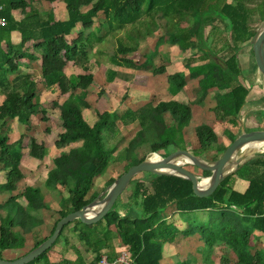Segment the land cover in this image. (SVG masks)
<instances>
[{"label":"trees","instance_id":"obj_1","mask_svg":"<svg viewBox=\"0 0 264 264\" xmlns=\"http://www.w3.org/2000/svg\"><path fill=\"white\" fill-rule=\"evenodd\" d=\"M64 1L69 17L64 21H54L43 20L39 9L28 11L32 0H0L2 14L7 18V23L0 26V96L4 97L3 102H0V172L6 173L5 182L0 183V191L9 193L0 202V251L25 248L28 244L27 234L44 224L39 211L51 207L46 191L57 193L60 203L59 218L51 234L38 241L30 251L9 261L24 257L38 247L53 235L62 217L81 209L98 196L99 193L93 188L97 179L106 173L115 154L119 161L127 162V172L130 167L146 159L145 155L141 157L137 154L138 149L146 145L150 146L151 152L163 158L170 153L168 148L171 145L188 149L185 145V130L192 121V108L187 104L176 101L160 102L156 106L148 104L136 111L128 110L122 116L118 113H98L94 125L87 121L84 110L92 108L87 101V92L94 76L67 77L64 73L70 62L85 66L84 69L89 71L86 66L88 61L79 52V42L75 40L68 43L66 39L79 23L86 29L92 28L95 19L103 13L105 20L97 31L90 33L85 45L94 47L95 43L103 41L106 38V34L102 33L103 28L107 29L109 35L123 31L124 36L117 39L119 43L116 52L111 55V63L137 71H148L155 76L166 73V63L155 65L156 50H151L149 59L140 65L127 58L129 53L141 52L143 42L149 38L154 37V40L158 37L157 49L160 44L167 43L178 46L183 52L196 49L202 53V63L192 66V61L188 60L185 65L188 74L180 72L168 77L169 91L177 95L192 80L197 84L196 92L201 95L198 104L210 91H217L213 110L217 120L231 121L237 126L252 93V89L243 81L240 53L248 43L253 44L258 30L252 26L254 16L257 14L261 21L264 20V12L253 10L252 5L258 7L260 3L264 8V0L258 3L257 0ZM88 5L91 7L83 11V7ZM15 9H22L26 17L17 21L11 13ZM207 28H211L214 34H226L228 47L221 54L210 44L213 37H206ZM14 30L23 33L24 45L33 39H43L37 47L43 51L45 84L48 88L58 86L62 94L67 95L61 106L53 104L54 108L60 110L57 123L64 130L55 145L64 151L55 159V167L50 170L45 183L46 189L37 185L20 189V182L26 177L22 170L25 135L11 143L9 133L5 130L9 121L17 120L31 132L34 116H41V120L46 123L50 122L51 117L39 102L38 84L30 75L19 73L20 55L11 42V32ZM157 31L160 32L159 36L155 35ZM2 40L7 43L6 50L2 48ZM217 58L227 67L221 65ZM167 115L171 119L169 124L166 122ZM135 123L139 125L136 134L124 135L125 129L128 130ZM47 131L50 133V128ZM194 133L199 149L188 150L196 157H206V153H209L210 159L207 160L216 161L227 147L219 143L218 135L206 124L196 126ZM229 137L233 141L238 136L229 132ZM107 138H113L114 141L109 144ZM128 138V147L119 152V145ZM114 143L116 145L111 147ZM29 147L33 159L40 162L46 160L48 148L44 143L41 144L32 136ZM251 166L259 168V172H253L248 190H233L229 185V177L214 194L204 198L197 197L192 183L180 177L145 173L146 180L135 178L130 184L134 185L130 194L132 203L125 215L119 210L118 200L114 208L97 223L85 224L79 219L72 222L79 239L89 251L96 254L90 264L101 262L102 249L111 243L116 233L122 239V246L131 251L133 264H162L165 244L174 242L178 233L185 236L199 234L202 239L200 250L204 253L205 262L208 261L209 250L220 244L232 250L235 264H264V247H258L256 243L259 239L255 235L256 231L264 234V171H261L264 163L257 160L244 169ZM209 175L207 172L202 173L203 177ZM117 179H110L107 185L114 184ZM21 197L26 199V204L20 201ZM171 206L182 215L188 225L186 229L180 230L168 221L165 211ZM199 212H205L206 215L201 219ZM101 223H104L103 227ZM81 224L86 228L81 227ZM68 225L63 228L55 245L31 264L42 261L52 264L49 252L58 244ZM111 226H115L116 231ZM76 252L77 259L74 262L65 261V264H87L80 250L76 249ZM117 257L113 255L108 259L115 262ZM182 264L189 263L184 261Z\"/></svg>","mask_w":264,"mask_h":264},{"label":"rangeland","instance_id":"obj_2","mask_svg":"<svg viewBox=\"0 0 264 264\" xmlns=\"http://www.w3.org/2000/svg\"><path fill=\"white\" fill-rule=\"evenodd\" d=\"M258 2L259 0L256 1V3ZM257 5L258 7H256V4H255L254 8L252 9L253 10L258 9L261 12H264L263 5L260 3ZM101 19H102V15H99L97 17V21L100 23ZM252 22L254 23L255 28H256L257 25L259 26L262 21L260 20L259 15L256 14ZM184 23L185 24L187 23L186 20ZM207 32L213 33L211 32V28H207L205 35H207ZM219 33H223V32H219ZM213 35H214V38H213L214 43L211 42L210 44L211 46H213L214 50H216L217 53L221 54L223 49H226L228 47V42H226V36H225L226 34L224 36H218V33L216 34L213 33ZM121 36H124L123 31L116 32V35L114 33L110 34L104 39V41L95 43L94 50L96 54H94V52H92L94 50L90 48L92 57L90 53L88 57L89 66L92 70H96V74H97V77L99 78V82H102L101 72H103L104 70H106V68L111 67V65H113V63H111V55H113L116 52L117 46L119 43L117 39ZM150 42L153 43L152 40ZM145 45H147V43ZM248 47H249L248 50L251 51L250 45ZM244 50L246 51V48ZM225 52L223 54H225ZM185 55L186 53L183 55L179 54V58L183 62V64L179 66H180V69L182 70V73L188 74V70L184 68V65H186V60H187L185 59ZM253 55L255 58V54L252 51L250 55V59L253 58ZM97 62L102 65L101 66L97 65ZM242 66H243V71H244V75H243L244 83L251 86L253 90L257 88L256 90L261 91L260 89H258V86H260V84L257 82V79L260 80L261 78L262 83H264V79L259 74L255 66V63L253 65L250 64L249 66L247 64L244 65V63H242ZM133 79H138V78H135V76L132 75L130 79H127L125 82L121 83L120 85L116 84L110 87H104L103 85L99 84L96 87V89L97 91L99 89L101 91L100 92L102 94V97L100 99L101 101L94 109L93 107L89 109L88 113L84 111V114L87 120L91 124H93L97 118L96 115L101 110L103 111L105 109L111 110V112L110 111H106V112L119 113V115L122 116L124 112L126 111V109H128V104L126 102V99L130 98L131 95L134 93L132 89ZM139 79H141V77ZM139 79L136 80L137 85H140ZM189 84L190 85L186 88L187 90L186 89L183 90L180 103L190 105L191 108H192V105L204 107L205 109H202V110H205L206 115L211 117L210 119L215 122L214 115L209 113L211 112L209 107L216 102V94L218 92L215 90L210 91L211 93L209 92V94L206 95V97L201 101V103L198 104L197 101L200 100L201 95L198 92H196L197 84L196 82L192 80L190 81ZM97 91L95 90L91 92V94H94V97L92 98L91 101L95 102L97 100ZM119 92H121V95H119V99L116 100L113 97L114 96L113 93L118 94ZM137 100L140 101L141 97H138ZM48 112L49 114L52 113L53 114L52 118L55 119V120H52L53 122H49L51 123L49 126L51 129V133H48V131H46L44 128L42 135L39 136L40 141H42L43 139L47 141L45 142L48 148L47 159L44 162H39L38 160L33 159L31 157V149H30V153L27 150L24 152V161L22 163V170L25 172L26 178L21 184L22 187L27 186V185H37V186H41L46 189L45 183L48 178L49 172L51 169L55 167L54 166L55 157L60 152L57 149V146L55 145V140L57 139L56 136L61 132L60 126L57 123V120H58L57 118H59V110L49 109ZM204 113L203 114L195 113L194 118L192 119L191 124L189 125L190 127L185 131V145L190 150L199 149V143L194 133L195 128L193 129V127L194 125L205 120ZM54 116H56L57 118H55ZM166 122L168 124L171 122L169 115L166 116ZM35 124H36V127L43 128L38 118L35 119ZM215 126H216V130L218 134L220 135V137H223V136L227 137L226 132H224L226 125H223V123H219V124L216 123ZM234 127L238 128L240 126H234ZM26 129L27 128L26 127L23 128L17 120L9 121L8 124L5 126V130L9 133V138H10L9 140L11 143H14L20 140V138L22 137V134L27 133ZM138 129H139L138 127H135V125H132L129 127V130L125 129L126 133L123 132V134L128 135V133H130L131 136H134ZM37 131L38 129L35 130V133H37ZM105 132H104V136L106 135ZM31 137L32 135L27 133L25 142L27 140V143L30 144ZM113 141H114L113 138H107V142L109 144L110 142H113ZM129 141H130V138H128L122 144L119 145V152L123 151L125 148L128 147ZM115 145L116 144L114 143L113 145H111V147ZM179 148H180L179 146L171 145L168 148V151L171 153ZM137 154L141 155V157H144L145 155L146 158L152 157V155H154V153L151 152L149 145H146L138 149ZM182 155L183 154L179 155V157H182ZM116 157H117V154H115L114 159L111 158L110 165L107 168L105 175L98 178V182L96 183L95 188H93V191L99 194L102 193L107 188L108 186L107 184H108V181H110V179L120 178V176L126 173L127 162L119 161ZM199 158L206 160V161H211V160H207V159H210L209 153H206V157H199ZM190 169H192L196 173L200 172L196 167L190 166ZM146 176L147 175L145 173H142L136 178H138L139 180H146ZM5 177H6V173L0 172V183L5 181ZM102 177L103 179H101ZM133 188H134V185L129 186L128 191L124 193L118 201L120 204L119 210L123 215H125L128 212V208L132 203V201L130 200L132 196L130 194ZM64 194L67 195V192H64ZM8 196H9V193H6L5 191H0V202L5 200ZM46 196H47L46 197L47 201L51 207L49 209H42L39 211V215L43 218L44 224L39 226L34 232L27 234L28 244L25 249L19 250L18 252H13V254H8L9 257L16 258L18 257V255L30 251L37 244L38 241L44 239L46 236H49L51 234L53 227L59 218V209H60L59 195L54 192L46 191ZM20 200L24 202L26 201L24 197H21ZM165 212H166L165 214L168 216V221L174 223L178 227V229L182 230L183 228L184 229L187 228L188 226L187 223L183 222L182 215L179 214L177 211H175L174 206H171ZM199 214H200L201 219L206 215L205 212H199ZM80 226L81 227L83 226L84 228H86L85 225L81 224ZM103 226H104V223L102 224V227ZM111 229H114L116 231L115 226H111ZM113 236L114 237H113V240H111V243H109V245L108 244L105 245L104 248L102 249V253L103 254L105 253L104 255L106 254L107 255L108 254L118 255V252L116 250H119V252H121V250L126 249L124 246H122L123 242H122L121 237H119L117 233L114 234ZM60 243L62 245L57 246V245H60ZM114 243L116 245H114ZM172 243H175L174 246H170V245L166 246V253L168 257V261L166 264H182L184 261H188L189 264H235L236 262L235 255L232 252V250L228 248L227 246L220 245V244L216 245L213 249L209 250V254L207 255L208 261L205 262L203 260L204 253L201 252L200 250L202 246V239L200 238L199 234L185 236V235L178 233L176 240ZM256 244L258 245V247H264V243H256ZM57 245L55 246L56 251L52 253L53 260H55L56 258H61L62 254L66 255L70 253V255H73V252L70 251L71 249L72 250L79 249L80 252L84 255V258L86 259V261L88 262L87 264L91 263L96 255L93 251H89L87 248V245L79 239L77 233H75L73 223H71L70 225L66 227ZM175 252L178 253V255H175L174 257L173 254ZM0 259L8 261L6 259V255L2 254V251H0ZM39 264H46V263L45 261H42Z\"/></svg>","mask_w":264,"mask_h":264},{"label":"crops","instance_id":"obj_3","mask_svg":"<svg viewBox=\"0 0 264 264\" xmlns=\"http://www.w3.org/2000/svg\"><path fill=\"white\" fill-rule=\"evenodd\" d=\"M228 1L232 2L233 0H228ZM252 6H254V5H252ZM90 7H91V5L84 6L83 11L88 10ZM32 8L39 9L40 12H42L43 20L53 19L54 21H64V20H67L69 17L67 4L64 0H55L52 2L48 1V0H32L31 6L28 7V11H30ZM11 13H13V15L17 21H21L26 17V14L23 12L22 9H15ZM99 15H102V19L100 22V23H102L105 20L104 14L100 13ZM263 22H264V20H262L260 25ZM100 23L97 21V18H96L93 27L88 28V29L84 28L83 25L81 23H79L76 26V28L73 30V32L66 36L68 43H73V41H75V40L77 42H79V52L84 55V58L87 61L89 59L88 58L89 54L91 53L90 48L92 50H94L95 46L91 47V46L85 45V42L87 41L91 32L97 31V28L100 27ZM252 26L255 27L254 23L252 24ZM259 26L257 25V28ZM102 33L106 34V37L109 35V34H107L106 28L102 29ZM98 35L101 37L100 32L98 33ZM155 35L159 36L160 32L157 31ZM208 36H211L214 38L213 33L209 34V32H207L206 37H208ZM218 36H223V34L218 33ZM153 38L154 37L149 38L147 40V42L146 41L143 42L141 52L129 53V54H127V58L133 60L136 64L140 65V64H143L147 59H149V54L151 53V50H153V51L156 50L157 54L155 55V58H156L155 65L161 66L162 62L166 63V73L163 75L155 76L151 72H148V71H137V70H134L131 68L119 67V66L113 64V65H111V67H108V68H106V70L101 72L102 82H99V78L97 77L96 70H92L90 68L89 62L86 64L89 71H86L84 69L85 66H77L73 62H70L65 67L64 73L66 74L67 77L86 75V74H92L94 76L93 84L91 85V87L89 88V90L87 92L88 93L87 101L92 105L93 109L99 104V102L101 101L100 99L102 97V94L100 93L101 92L100 89L98 91L96 89V87L99 84L103 85L104 87H110V86H113L116 84L120 85L121 83L125 82L127 79H130V77L132 75H134L135 78H138V79L141 77V79H139L140 85L136 84V80H138V79H133L132 89H133L134 93L131 95L130 98L126 99V102L128 104V109H126V111H128V110L136 111V110H138V109H140V108H142L148 104H152L153 106H156L160 102L176 101V102L180 103V101H181L180 99H181V95H182L183 91H181L177 95L171 94L169 91L168 77L170 75H174L176 73L182 72L179 65H182L183 62H182V60H180L179 54L183 55L186 53V55H185V59H187L186 63L188 62V60H190V61H192L191 65L195 66L197 64L202 63V58H201L202 53L198 52L196 49H187V51L183 52V51H181V49L178 46L169 45L167 43L160 44L158 49H157L156 48V40L158 37L154 40H153ZM151 40L153 41V43L150 42ZM42 41H43V39H40V40L33 39V40L28 41L24 45L23 33L20 30H14L13 32H11V42H13L15 49L18 51V53L20 55V71H19V73L30 75L32 77L33 81L38 84L39 102L42 104V106L46 110H49V109H54V110L58 109L59 110L58 107L54 108L53 104L58 103L61 106L66 101L67 95H63L58 86H55L53 88H48L45 84V80L43 78V70H42V67H43V51L37 47V44L42 42ZM99 42H102V41H99ZM146 43H147V45H145ZM213 43H214V41H213ZM1 45H2V48L4 50L7 49V43L5 40H2ZM249 45H250L251 51L248 50ZM245 48H246V51L244 50ZM244 49L242 50V53H240L241 63H244V65L247 64L248 66L250 64L253 65L255 63L254 55H253V58L250 59L251 52L253 51V44L251 42H250V44L248 43L244 47ZM92 52H94V54H96L95 50ZM21 55H23L22 59H21ZM34 57H35V59H34ZM91 57H92V53H91ZM250 61H252V62H250ZM206 62L207 61H204V63H206ZM97 65L101 66L102 64H99L97 62ZM184 68H185V65H184ZM115 74H116V76H115ZM257 82L260 84V86H258V89H260L261 91L256 90L257 88H255V90H253L251 88V86L248 85L252 89V93L248 99L246 106L244 107V109L241 113V117L239 120L240 123H239V125H237L240 127L235 128L234 127L235 125H233V123H231V121L217 120L216 115L213 111L214 107L216 105V102H215L213 105H211L209 107V109L211 110V112H209V113L214 115L215 122L210 119L211 117L206 115L205 110H202V109H205L204 107L192 105V119L194 118L195 113L196 114H199V113L203 114L205 112L204 113L205 114V120L194 125L193 129L200 124L208 125L218 135L219 143L226 145V146H228L232 142L231 138L229 137V132H231L234 135L239 136L243 132L244 126L246 127V129L248 131L264 129V83L261 82V78H260V80L257 79ZM95 90L97 91V100L94 102V101H91L92 98L94 97V94H91V92H93ZM79 92L80 91L76 92V94H78ZM113 95H114L113 97L117 100V99H119V95H121V92H119L118 94L113 93ZM138 97H141L140 101L137 100ZM3 99H4V97L0 96V102L1 103L3 102ZM84 111L86 113H88L89 109H85ZM106 111L111 112V110L105 109L103 111L101 110L99 113L102 114ZM50 116H51L50 122H53L52 120H55L54 118H52L53 114L50 113ZM84 116H85V114H84ZM96 116H97V118L93 124H91L88 120L87 121L91 125H94L98 120V114ZM40 117L41 116H34L32 119L33 131H31V132L26 131L28 134L32 135L33 137H36L38 140H39V136L42 135V133H43V129L45 128V130L47 131V129L50 128L49 126L51 124L49 122H47V123L43 122ZM54 117L57 118L56 116H54ZM59 117H60V110H59ZM36 118L39 119V122H40V124H42L43 128L36 127V124H35ZM85 118H86V116H85ZM57 119L59 120V118H57ZM58 120H57V122H58ZM216 123H218V124L223 123V125H226L224 132H226L228 138L226 136L220 137V135L218 134V132L216 130V126H215ZM133 125H135V127L139 126L137 123H135ZM130 126H132V125H130ZM129 127H128V130H129ZM189 127H187L186 130ZM23 128H25V127H23ZM37 129H38V131H37V133H35V130H37ZM60 129H61V132L56 136L57 139L55 140V143L59 139V135L64 132V130L62 129L61 126H60ZM27 133L22 134V137L25 135V139H26ZM50 133H51V131H50ZM39 142L41 144L44 143L46 145L45 142H47V141L43 139L42 141L39 140ZM25 143H26V149L24 150V152L27 150L30 153L29 143H27V140ZM262 148H263V150H262ZM262 148H260L261 150L260 149L257 150L256 153L250 155L249 159L247 160V163L244 166H242V168H240L239 171H237L235 174L229 176V177H231V181H230L229 185L233 190H235L237 192H245L246 190H248V188L250 187L249 179L252 177L253 172H256V171L259 172V168L251 166V168H249V169H244V167L248 164L253 165L257 160H261L264 163V146ZM59 151L60 152L56 155L55 159L64 150H59ZM23 161H24V159H23ZM261 171H264V168ZM101 179H103V177ZM5 180H6V177H5ZM23 181L20 182V189L26 188L28 186L27 185V186L22 187L21 184ZM3 182H5V181H3ZM97 182H98V179H97L96 183ZM127 191H128V189L126 190V192ZM21 202L26 204V201L25 202L21 201ZM183 222H185V221L183 220ZM255 235L258 236V239H259L258 243H264V234L262 232L256 231ZM174 244L175 243H166L165 244L164 251H163L162 264H166L168 261V257H167V253H166V246L167 245L174 246ZM61 245L62 244L60 243V245H57V246H61ZM114 245H116V244L114 243ZM25 248H23V249H25ZM23 249H7V250H3L2 254L6 255L7 260H11L13 258L9 257L8 254H13V252H18L19 250H23ZM73 250L72 249L70 250L73 252V255H70V253H68L66 255L62 254L61 258H56L55 260H53L52 253H54L56 251V248L54 247L49 252V261L52 264H59V263L65 264V261L74 262L77 259V253H76V250H74V251ZM116 251L118 252V257H117V259H118L120 257L119 250H116ZM104 254H103V257H106L107 259H108V257H113V255H109V254L104 255ZM173 255L175 257V255H178V253L175 252ZM109 261L113 262L111 260H109Z\"/></svg>","mask_w":264,"mask_h":264},{"label":"water","instance_id":"obj_4","mask_svg":"<svg viewBox=\"0 0 264 264\" xmlns=\"http://www.w3.org/2000/svg\"><path fill=\"white\" fill-rule=\"evenodd\" d=\"M253 50L255 54V66L264 79V22L258 27L253 39ZM218 62L225 66L224 62L217 58ZM227 67V66H225ZM260 143L264 145V129L248 131L243 127V132L233 140L216 161H206L196 157L188 149L179 148L163 158H146L141 163L134 165L91 202L81 209L70 212L62 217L57 224L56 230L47 240L28 254L14 261L0 259V264H31L39 259L41 255L51 249L59 237L63 228L79 219L85 224H94L102 220L107 213L114 208L119 198L128 189L132 181L142 173H150L157 176H174L188 180L193 185L194 193L199 198L208 197L214 194L220 185L231 175L235 174L247 163L250 155L259 150L248 147L249 144ZM186 155L193 162V165L200 171L196 173L188 162L179 161V155ZM157 155V154H156ZM210 175L203 177L202 173Z\"/></svg>","mask_w":264,"mask_h":264},{"label":"built area","instance_id":"obj_5","mask_svg":"<svg viewBox=\"0 0 264 264\" xmlns=\"http://www.w3.org/2000/svg\"><path fill=\"white\" fill-rule=\"evenodd\" d=\"M7 23V18L2 14V6H0V26ZM121 257V258H120ZM120 257L115 262H110L106 257H103L99 264H133L132 254L129 249L122 250Z\"/></svg>","mask_w":264,"mask_h":264},{"label":"bare ground","instance_id":"obj_6","mask_svg":"<svg viewBox=\"0 0 264 264\" xmlns=\"http://www.w3.org/2000/svg\"><path fill=\"white\" fill-rule=\"evenodd\" d=\"M262 144H260V143H252V144H249V146L248 147H251L252 149H256V148H258V149H260V148H262L263 146H261ZM152 158L153 159H160V157H159V155L157 154H154V155H152ZM178 160L179 161H183V162H188L189 164H191L193 167H196L195 165H193V162H192V160L190 159V158H188V157H186V155H182V157H179L178 158Z\"/></svg>","mask_w":264,"mask_h":264}]
</instances>
